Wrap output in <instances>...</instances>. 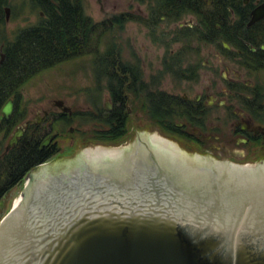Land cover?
<instances>
[{"label": "flooded vegetation", "instance_id": "af4514ba", "mask_svg": "<svg viewBox=\"0 0 264 264\" xmlns=\"http://www.w3.org/2000/svg\"><path fill=\"white\" fill-rule=\"evenodd\" d=\"M126 1L127 6L114 12L99 9L103 12L102 16L95 17L89 12V6L85 5L84 0H22L16 6L9 0L3 5L0 34L3 25L11 22L15 14L17 17L23 16V12L27 10L32 13L25 20L27 26L19 29L21 33L25 29L39 25L44 27L52 12L56 14L61 12V9L69 11L70 14L75 12L77 15L75 14L76 17L66 15L63 19L61 15V18L54 17L61 21L59 24L61 29L66 28L60 32L86 36L90 43L94 36L101 37L114 26L124 27L130 22L145 27L154 42L158 34L164 36L161 39L163 42L166 36L169 34L173 36L174 33V36L182 37L185 41L181 52V64L185 67L183 121L176 124L178 134L185 140V144L182 145L205 152L206 154L195 157L206 160L216 167L218 164L225 167L263 164L264 18L254 24H251V21L255 12L264 11V0ZM99 4H104L103 0H99ZM179 7L182 15H179ZM173 18L179 20L172 22ZM66 21L74 22L72 24L74 30H68L70 24H65ZM172 30L175 31L172 33ZM10 32L14 34L16 30L12 29ZM89 46L86 44L81 50L89 52L88 54L92 56L94 47ZM162 46L165 48L164 44ZM117 48L118 46H113L108 51L115 53L114 59L105 56L99 61L100 57L96 56L92 65L97 68L99 76L92 77L90 91L87 93L97 97L106 96L104 108L98 111L100 117L97 118L105 128L101 129L100 125H94L88 130V134L91 140L97 136L109 142L120 140L125 135V144L112 148L122 150L129 156L130 151L137 147L145 149L150 143L149 138L142 132L144 124L141 121V107L143 109L141 93L147 90L145 85L148 83L149 93L153 97L156 95L157 86L155 77L141 75L140 57L137 61H124L119 59L120 50ZM6 59L5 44L0 43V79ZM132 95H136L139 100L134 115L129 106ZM10 100L13 101V111L9 118L3 117L6 120L13 118L17 106L16 96L10 98L6 104ZM52 106L54 108L44 109L34 116H29L22 110L14 118L16 126L10 133L4 154L18 146L23 138L33 136L36 139L38 153L48 156L49 160L46 167L38 165L28 172L26 178L30 182L37 176L50 173L51 177L59 179L55 182L63 181V177L72 179L75 176L76 184L83 185L85 181L93 183L102 176L90 168L84 156L83 159L77 156L69 162L84 163L74 174L63 175L62 172L68 167V163L59 167L54 161L64 148L86 144L88 139L86 136L81 137L84 141L79 139V136L74 140L69 137L63 138L68 127L79 118L78 114L63 98L53 99ZM154 122L157 123L156 120ZM152 123L150 128L153 127ZM76 130V127L70 128L68 135L78 134ZM101 131L106 134L99 133ZM16 134H20L18 142L8 150L9 142ZM177 146L182 150L179 144ZM68 182L69 180H66V183Z\"/></svg>", "mask_w": 264, "mask_h": 264}, {"label": "water", "instance_id": "95a60500", "mask_svg": "<svg viewBox=\"0 0 264 264\" xmlns=\"http://www.w3.org/2000/svg\"><path fill=\"white\" fill-rule=\"evenodd\" d=\"M262 18L255 12L251 24ZM12 111L10 100L1 119ZM149 142L122 161L88 164L102 176L91 184L50 173L23 184L1 217L0 264H238L241 250L264 264V171Z\"/></svg>", "mask_w": 264, "mask_h": 264}, {"label": "rangeland", "instance_id": "374dc122", "mask_svg": "<svg viewBox=\"0 0 264 264\" xmlns=\"http://www.w3.org/2000/svg\"><path fill=\"white\" fill-rule=\"evenodd\" d=\"M21 1L22 0H10L15 6ZM84 2L86 6H89V12L95 17H101L103 13L100 11L101 9L105 12H114L127 6L126 4L128 1L103 0L104 4H99V0H84ZM16 11L17 7L15 8V12ZM31 15L32 13L28 10L23 12V16L17 17L15 14L11 22L3 25V30L0 34V43L5 39L10 41L15 39L19 33V29L27 26V21L25 20ZM35 18L36 17H33V19ZM12 29L16 30V33L12 34L10 32ZM174 31L175 30H172V33ZM162 37L158 34L154 38L156 39V42H154L150 34H147L145 27L138 23L130 22L124 27L116 25L111 28V30H108L105 35L102 34L101 37L94 36L91 43L90 40H87V44L90 45L89 48L92 46L94 47V53L92 56L88 54V52L80 57L58 64L24 81L16 88V109L24 110L29 116H34L44 109L53 107L52 101L56 98H63L67 105L77 112L80 119L77 118L76 121L68 127L65 132L67 134L66 136L63 135V138L69 137V139L74 140L75 137L79 136L78 138L84 141L81 137L86 136L88 143L80 144V146L72 148H64L61 155L54 159V161L59 160V167L64 163H69L85 150L97 149L99 147L115 149L112 147L120 146L119 144H125V135L122 136L120 140H112L113 142H109L106 140L103 141L101 137L97 138V136L91 140L88 134V130L94 125H100L101 129L105 128V126L102 125V122L97 118L100 117L98 111L104 108L106 96L100 95L97 97L95 95H89L87 92L90 91L89 85L92 82V77L99 76L97 68L92 67L95 57H100L99 61H102L105 56H109V59L111 60L114 59L116 56L115 53L108 52L111 47L118 46L117 49L120 50L119 59L124 61L133 62L137 61V58L140 57L142 66L141 75L146 77L152 76L156 79V95L153 96L155 100L157 95H161L160 92L182 98L185 91V67L181 64V52L182 45L185 44V41H175L177 37L174 36V33L173 36H170V34L169 36H166V40L163 42L161 41V39H163ZM163 44L165 45V48L162 46ZM145 87H147V90L141 93V104L143 106V109L141 107V121L144 124L142 132L145 134V137L150 138L151 136L157 135L158 137H162L176 145L179 144L182 150L192 158L202 155L203 153L206 154L200 150L182 145L185 144V140L179 134L168 133L161 129L162 127L156 120V113L152 112L146 104L147 95L150 94L148 83ZM129 106L132 108L134 115L139 106V100L136 95H132ZM155 120L158 124L154 122ZM182 121L183 120L178 121L176 124H179ZM151 122L154 123H152V128H150ZM75 127L77 128L76 131L79 133L74 134V136H69V129H75ZM99 133L106 134L104 131ZM9 136L10 133L3 132L0 134V160L1 156L4 155L5 147L10 138ZM105 144H109V146ZM23 184L24 183H19L8 192L3 200L4 204L0 208L1 217L15 200Z\"/></svg>", "mask_w": 264, "mask_h": 264}, {"label": "trees", "instance_id": "16d2710c", "mask_svg": "<svg viewBox=\"0 0 264 264\" xmlns=\"http://www.w3.org/2000/svg\"><path fill=\"white\" fill-rule=\"evenodd\" d=\"M7 2L9 0H0V25L3 23V5ZM181 7H179V15H182ZM75 14V12L70 14L69 11L63 9L56 14L52 12L44 27L39 25L31 29H25L12 41L5 39L1 42L5 44L7 59L1 70L0 116L5 102L12 96H16V88L24 81L44 70L87 53V51L81 50V47L87 44V37L61 33L60 30L64 31L66 28L61 29L59 27L61 21L54 18L60 17V15L61 19L66 15L76 17L77 14ZM78 15L81 16V13ZM176 20L179 19L173 18L171 21ZM64 23L70 24L67 27L69 31L74 30L72 26L74 22L66 21ZM175 41L182 42L184 40L182 37H177ZM160 94L157 95L156 100L148 94L146 104L152 112L156 113V120L162 130L178 134L176 123L183 120L182 98L161 92ZM21 112V109H16L12 119H0V134L3 132L9 134L13 131L16 126L14 118ZM35 142L36 139L33 136L25 137L18 146L2 156L0 160V202L5 199V196L14 186L25 179L33 167L49 160L48 156H42L38 153ZM1 220L0 215V222Z\"/></svg>", "mask_w": 264, "mask_h": 264}, {"label": "bare ground", "instance_id": "6f19581e", "mask_svg": "<svg viewBox=\"0 0 264 264\" xmlns=\"http://www.w3.org/2000/svg\"><path fill=\"white\" fill-rule=\"evenodd\" d=\"M149 140H151V144L156 145V151L168 149L173 155L190 157L189 155L185 154L183 150H180V148L176 144H173L161 137H158L157 135L151 136ZM135 150L136 148L133 151ZM133 151H130L129 155ZM126 157L128 156H126L125 152L122 150L99 147L97 149L87 150L83 158L85 159L86 163L89 162V164H93V163L122 161ZM82 162L83 161H81L80 163H76V164L68 163V166H74V165H79V164L83 165L84 163ZM233 167L240 168V169L247 168V173L264 171V163L256 165V166L255 165H248V166L233 165Z\"/></svg>", "mask_w": 264, "mask_h": 264}, {"label": "snow or ice", "instance_id": "6c2138e0", "mask_svg": "<svg viewBox=\"0 0 264 264\" xmlns=\"http://www.w3.org/2000/svg\"><path fill=\"white\" fill-rule=\"evenodd\" d=\"M238 264H248L247 254L245 251L241 250L238 258Z\"/></svg>", "mask_w": 264, "mask_h": 264}]
</instances>
